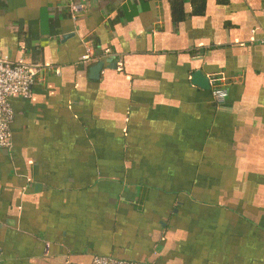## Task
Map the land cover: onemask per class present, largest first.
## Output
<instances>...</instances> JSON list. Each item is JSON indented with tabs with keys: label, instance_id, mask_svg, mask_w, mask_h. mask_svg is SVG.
I'll use <instances>...</instances> for the list:
<instances>
[{
	"label": "crops",
	"instance_id": "0c3cea01",
	"mask_svg": "<svg viewBox=\"0 0 264 264\" xmlns=\"http://www.w3.org/2000/svg\"><path fill=\"white\" fill-rule=\"evenodd\" d=\"M179 2L0 0V264H264V0Z\"/></svg>",
	"mask_w": 264,
	"mask_h": 264
},
{
	"label": "built area",
	"instance_id": "2783aa9c",
	"mask_svg": "<svg viewBox=\"0 0 264 264\" xmlns=\"http://www.w3.org/2000/svg\"><path fill=\"white\" fill-rule=\"evenodd\" d=\"M82 5H73L69 11L76 15L84 11ZM90 47V46H89ZM86 48V54L81 57L82 62L94 61L91 49ZM41 70L39 64H27L23 62L12 63L4 57H0V150L9 151L12 145L11 125L14 119V111L10 100L13 97H21L29 100L32 95V87ZM211 95L216 102H224L227 98V90L224 85H212ZM90 264H138L132 261L117 260L111 257H94Z\"/></svg>",
	"mask_w": 264,
	"mask_h": 264
},
{
	"label": "water",
	"instance_id": "95a60500",
	"mask_svg": "<svg viewBox=\"0 0 264 264\" xmlns=\"http://www.w3.org/2000/svg\"><path fill=\"white\" fill-rule=\"evenodd\" d=\"M99 66H100V64H99ZM194 77H196L197 80H199V82L200 81L202 82V84H200V85L208 84L206 79L204 77H202L199 73H197ZM203 87H205V86H203Z\"/></svg>",
	"mask_w": 264,
	"mask_h": 264
},
{
	"label": "trees",
	"instance_id": "16d2710c",
	"mask_svg": "<svg viewBox=\"0 0 264 264\" xmlns=\"http://www.w3.org/2000/svg\"><path fill=\"white\" fill-rule=\"evenodd\" d=\"M177 1H180L179 3H181V1H183V0H172V2H175L176 3V6H177ZM177 9L179 11V8H177ZM176 19H178V16L176 17Z\"/></svg>",
	"mask_w": 264,
	"mask_h": 264
}]
</instances>
